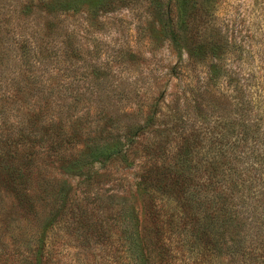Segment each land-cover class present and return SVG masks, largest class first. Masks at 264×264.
Returning a JSON list of instances; mask_svg holds the SVG:
<instances>
[{"label": "rangeland", "instance_id": "obj_1", "mask_svg": "<svg viewBox=\"0 0 264 264\" xmlns=\"http://www.w3.org/2000/svg\"><path fill=\"white\" fill-rule=\"evenodd\" d=\"M97 4L0 0V127L5 112L14 135L6 147L18 162L31 163L34 179L64 182L59 185L56 223L47 233L49 241L62 245L60 264L74 263L80 252L77 237L107 226L112 204L134 213L165 204L173 193L167 180L178 167L188 171L180 149L190 135L196 143L192 167H199L202 159H217L207 143L214 129L208 135L195 115L183 116L173 108L174 96L190 84L170 72L174 66H187V43L176 50L164 38L158 2ZM218 24L241 51L247 68L264 66V0H221ZM187 71L190 79L207 77L202 65ZM134 122L144 131L132 137L124 159L100 167L85 157L87 148L133 133ZM20 134H28L23 136L27 139L19 140ZM242 146L236 134L229 136L222 162H242L232 166L239 183L260 190L264 170L257 175ZM254 146L264 155V146ZM195 171L203 183V175ZM13 206L10 195L2 193L0 224L21 226ZM83 253L93 260L100 250Z\"/></svg>", "mask_w": 264, "mask_h": 264}, {"label": "trees", "instance_id": "obj_2", "mask_svg": "<svg viewBox=\"0 0 264 264\" xmlns=\"http://www.w3.org/2000/svg\"><path fill=\"white\" fill-rule=\"evenodd\" d=\"M152 1L159 5L164 38L176 50L187 43V66H174L170 72L176 80L189 79L190 84L174 96L173 108L183 116L195 115L208 135L214 129L207 143L217 159H202L199 167H192L196 143L190 135L191 140L183 151L180 149L188 171L178 167L174 177L167 180V188L173 189L167 202L135 213L112 204L107 226L98 225L90 237L84 233L76 238L80 252L72 262L264 264V182L260 190L252 183H239L232 166L242 162H222L225 140L236 134L245 149V161L254 165L257 175L264 170V155L254 146H264V66L247 68L241 51L231 45L218 24L221 0ZM103 2L98 0L100 5ZM200 65L207 77L190 79L188 67ZM4 113L0 127V195H10L22 224H0V264H60L58 248L62 245L49 241L47 233L56 223L62 197L59 185L64 182L45 176L34 179L31 163L18 162L8 151L5 142L10 143L14 135ZM50 124L47 121L45 125ZM137 124L134 122L137 129L133 133L129 130L114 141L87 148L85 157L100 167L124 159L132 137L144 131ZM23 136L28 134H20L19 140L27 139ZM195 170L203 175V183L197 180ZM33 186L40 190L31 191ZM95 247L100 250L98 259L83 253Z\"/></svg>", "mask_w": 264, "mask_h": 264}]
</instances>
